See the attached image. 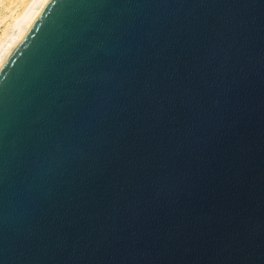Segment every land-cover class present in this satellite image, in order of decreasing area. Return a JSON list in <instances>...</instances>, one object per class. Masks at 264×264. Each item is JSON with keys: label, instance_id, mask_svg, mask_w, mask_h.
<instances>
[{"label": "water", "instance_id": "obj_1", "mask_svg": "<svg viewBox=\"0 0 264 264\" xmlns=\"http://www.w3.org/2000/svg\"><path fill=\"white\" fill-rule=\"evenodd\" d=\"M0 264H264V0H47L0 67Z\"/></svg>", "mask_w": 264, "mask_h": 264}, {"label": "rangeland", "instance_id": "obj_2", "mask_svg": "<svg viewBox=\"0 0 264 264\" xmlns=\"http://www.w3.org/2000/svg\"><path fill=\"white\" fill-rule=\"evenodd\" d=\"M35 0H0V47L19 31L18 21ZM2 44V45H1Z\"/></svg>", "mask_w": 264, "mask_h": 264}, {"label": "bare ground", "instance_id": "obj_3", "mask_svg": "<svg viewBox=\"0 0 264 264\" xmlns=\"http://www.w3.org/2000/svg\"><path fill=\"white\" fill-rule=\"evenodd\" d=\"M47 0H35L32 2L31 7L27 10V12L22 16V18L18 21L17 31L18 33L11 37L10 41L5 45L0 47V67L3 64L4 60L8 56V54L12 51L15 44L22 37V34L27 31L30 23L36 17L42 6L46 3ZM2 45V44H1Z\"/></svg>", "mask_w": 264, "mask_h": 264}]
</instances>
